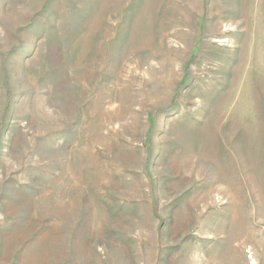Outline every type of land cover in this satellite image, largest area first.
<instances>
[{"label":"rangeland","instance_id":"obj_1","mask_svg":"<svg viewBox=\"0 0 264 264\" xmlns=\"http://www.w3.org/2000/svg\"><path fill=\"white\" fill-rule=\"evenodd\" d=\"M0 264H264V0H0Z\"/></svg>","mask_w":264,"mask_h":264},{"label":"bare ground","instance_id":"obj_2","mask_svg":"<svg viewBox=\"0 0 264 264\" xmlns=\"http://www.w3.org/2000/svg\"><path fill=\"white\" fill-rule=\"evenodd\" d=\"M261 87V86H260ZM218 116V115H217Z\"/></svg>","mask_w":264,"mask_h":264}]
</instances>
